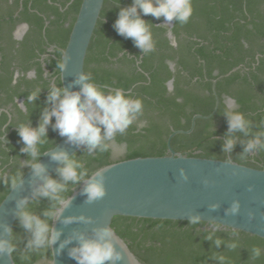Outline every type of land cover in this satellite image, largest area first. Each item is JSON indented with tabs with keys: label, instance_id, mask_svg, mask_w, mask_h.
<instances>
[{
	"label": "trees",
	"instance_id": "1",
	"mask_svg": "<svg viewBox=\"0 0 264 264\" xmlns=\"http://www.w3.org/2000/svg\"><path fill=\"white\" fill-rule=\"evenodd\" d=\"M131 2L104 0L87 50L84 72L105 88H122L140 97L143 115L113 142L124 145L122 157L113 159L111 150L89 156L86 149L80 148L75 153L77 158L91 172L120 160L169 154L166 140L173 131H186L194 115L207 116L213 112L212 80H216L219 105L215 113L207 119H196L189 134L174 135L172 149L186 156L230 158L264 168V150L243 153L247 140L257 131H264V0H192L189 21L185 24L173 21L171 27L163 24V17L144 16L156 45L147 55L113 27L119 7ZM80 3L81 0H0V176L22 177L30 169L20 164L31 158L21 153L17 145L4 143L1 137L23 147L15 126L39 124L47 106V88L51 84L61 86L58 65ZM21 23H26L29 29L17 41L13 33ZM169 32L173 40L168 37ZM52 48L54 52L50 51ZM16 70L20 74L17 78ZM30 71L34 77L27 78ZM170 81L172 89L168 87ZM38 89L41 91L36 101L29 103L28 95ZM227 98L233 99L237 109L252 121L249 135L232 134L236 145L230 154L222 152L228 131L227 118L222 113ZM18 99H23L25 110L19 107ZM48 139L42 151L54 147L61 139L51 125ZM53 176L59 179L56 172ZM10 189V184L0 183V202ZM49 204L42 198L33 211L41 214ZM111 226L142 264H219L214 254L226 256L227 264H264V254L257 259L250 254L253 247L264 250V239L241 231L235 237L231 229L224 228L228 231L221 230L208 240L205 236L211 229L205 222L190 226L188 221L115 216ZM13 228L18 243L12 257L15 264L51 260L50 249L24 255L22 250L30 234L17 221ZM217 237L224 241L219 247L214 243ZM233 239H239L235 250L227 246Z\"/></svg>",
	"mask_w": 264,
	"mask_h": 264
},
{
	"label": "clouds",
	"instance_id": "2",
	"mask_svg": "<svg viewBox=\"0 0 264 264\" xmlns=\"http://www.w3.org/2000/svg\"><path fill=\"white\" fill-rule=\"evenodd\" d=\"M193 13L192 0H132L130 5L119 7L117 19L113 27L119 35L131 38L134 45L147 55L155 50V41L149 22L143 17L151 15L156 19L163 17L165 24L173 21L185 24ZM175 44V42H173ZM54 52L55 48L50 49ZM71 57L64 53V61L58 66L63 71ZM73 84L80 85L78 89L51 84L47 89L46 107H44L39 124L35 127L31 123L15 126L23 147L21 153H27L31 158L21 162L20 167L27 166L32 170V191L30 196H21L15 199L14 217L20 227L30 234L24 243L23 254H40L51 249L55 254H62L67 245V254L76 264H118L124 259L127 250L126 243L121 240L110 225H96L88 231L74 230L71 235L61 239L62 229L54 227V222L68 225L74 221L85 225L92 224L93 218L83 214L79 216H63L65 209L72 204L69 195L71 189L83 184L81 195L85 196L86 203H93L106 195L105 175L103 169L91 171L85 163L78 159L76 154H70L65 149L50 151V160L58 162L56 168L57 179L48 174L47 167L40 162V155L47 151L41 148L47 143L48 126L51 125L60 137L66 142L86 149L89 156L110 150L115 138L124 135L128 129L139 122L143 115V100L140 97L126 93L122 88H105L94 82L92 75L80 71L76 74ZM41 89L30 93L27 97L29 103H34ZM23 106V102H20ZM23 110V107H22ZM227 118L228 131L223 143L222 152L232 153L236 145V132L249 135L252 132V121L236 107L234 100L225 104L222 112ZM54 118V119H53ZM139 126H143L142 122ZM264 131H257L244 144L243 153L250 154L264 150ZM51 150V149H50ZM49 151V150H48ZM179 177L187 180L183 168L179 169ZM37 180L40 182L37 183ZM0 183L10 184L14 189L23 183V177L0 176ZM251 189V186H249ZM42 198L50 201L49 206L41 214L33 211V207ZM210 209L215 210L218 205L211 204ZM239 201H233L226 209V214L235 215L239 212ZM249 213V219L253 218ZM204 223L200 215H191L188 219L190 226ZM210 231L205 239L212 240L215 234L224 229L218 222H208ZM231 233L239 237L236 228ZM73 241L75 243L73 244ZM119 243L120 247H117ZM216 247L224 241L217 237L214 240ZM55 246V247H54ZM228 248L235 250L239 247V239L228 243ZM18 250L17 233L7 223H0V257L7 255L10 259ZM128 251V250H127ZM251 257L259 258L264 254L260 247L251 249ZM129 264H133V257L128 252ZM219 264H227L224 255H213Z\"/></svg>",
	"mask_w": 264,
	"mask_h": 264
},
{
	"label": "water",
	"instance_id": "3",
	"mask_svg": "<svg viewBox=\"0 0 264 264\" xmlns=\"http://www.w3.org/2000/svg\"><path fill=\"white\" fill-rule=\"evenodd\" d=\"M103 4L104 0H81L60 58L62 63L64 53L71 57L65 69L63 71L60 69L61 86L73 89L80 87L72 82L76 74L84 71L87 50ZM215 82L216 80H212L215 96L213 112L207 116L194 115L190 128L186 131H173L166 140L169 154L125 159L99 168L104 170L106 177V195L91 204L86 203L85 196L81 195L82 183L73 190L70 194L72 204L62 215L83 214L92 217L93 223L85 225L74 221L64 225L57 220L54 222V227L62 229L61 239L71 235L74 230H86L91 233L92 227L96 225H111L115 216L188 221L191 215H200L205 223L218 222L224 228H236L238 231L264 239V168L240 164L230 158L218 160L186 156L175 152L171 147L174 135L189 134L194 129L196 119H207L215 113L219 105ZM169 88H172L171 82ZM1 140L22 148L18 143L7 141L4 136ZM50 149L42 153L39 159L47 167L48 174L53 175L58 162L50 160V151L65 149L70 154H75L80 147L67 143L66 138L61 137ZM180 168L185 170L187 180L180 179ZM22 177L23 183L14 189L11 188L0 202V223L14 227L15 199L31 195L32 170L29 169ZM39 182L37 180V183ZM233 201H239V212L235 215L226 214L225 210ZM211 204H217L218 207L212 210L209 207ZM249 213L254 214L252 219H249ZM116 235L123 240L117 233ZM71 246V244L67 245L62 254H55L50 249L49 264H76L67 254ZM117 247H120L119 243ZM121 250L124 252V259L118 264H129L128 252L133 257V264H142L128 245V251ZM0 264L15 263L12 258L5 255L0 257Z\"/></svg>",
	"mask_w": 264,
	"mask_h": 264
},
{
	"label": "crops",
	"instance_id": "4",
	"mask_svg": "<svg viewBox=\"0 0 264 264\" xmlns=\"http://www.w3.org/2000/svg\"><path fill=\"white\" fill-rule=\"evenodd\" d=\"M163 24H165L164 22H163ZM172 24H173V22L170 24V26H168V27H171L172 26ZM166 25V24H165ZM28 29H29V26L26 24V23H21V24H19L17 27H16V29H15V31H14V33H13V37H14V39L15 40H17V41H20V40H22L23 39V37H24V35L26 34V32L28 31ZM168 37L171 39V40H173V36L171 35V33L169 32L168 33ZM174 44V43H173ZM175 45V44H174ZM171 69H173V65L171 64ZM20 74H19V72H18V70H16L15 71V73H14V77L15 78H17L18 76H19ZM27 78H32V77H34V72L33 71H30V72H28L27 73V76H26ZM171 82V81H170ZM169 82V83H170ZM169 83H168V86H169ZM171 87H172V82H171ZM169 89H172V88H169ZM231 98H227L226 100H230ZM231 100H233V99H231ZM20 102H23V99H18L17 100V103H18V105H19V107L22 109V107H23V110H25V108H24V105L21 107L20 106ZM5 137V136H4ZM2 138V137H1ZM14 142V141H13Z\"/></svg>",
	"mask_w": 264,
	"mask_h": 264
},
{
	"label": "rangeland",
	"instance_id": "5",
	"mask_svg": "<svg viewBox=\"0 0 264 264\" xmlns=\"http://www.w3.org/2000/svg\"><path fill=\"white\" fill-rule=\"evenodd\" d=\"M166 26H170V24H166ZM228 102H230V101L229 100L225 101V103H228ZM110 150H111V153H112V158L113 159H118V158L123 156L124 151H125V147H124V145H118V144L113 143V145L110 148ZM36 264H49V261L41 260V261L37 262Z\"/></svg>",
	"mask_w": 264,
	"mask_h": 264
}]
</instances>
